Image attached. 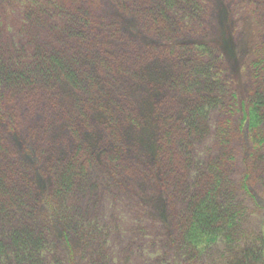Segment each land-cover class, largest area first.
Returning a JSON list of instances; mask_svg holds the SVG:
<instances>
[{
  "label": "trees",
  "instance_id": "1",
  "mask_svg": "<svg viewBox=\"0 0 264 264\" xmlns=\"http://www.w3.org/2000/svg\"><path fill=\"white\" fill-rule=\"evenodd\" d=\"M16 1L19 2L0 0V12ZM60 1L20 3L26 7L25 18L44 9H52V15L61 18L62 29L66 27L63 47L35 42L18 46L10 57L0 56V257L9 258L12 264H43L41 254L47 251L49 242L42 235L40 224L46 223L44 228L48 226L51 232L50 225L56 222L70 264H74L67 234L70 232L59 225L75 220L66 202L86 192L92 174L101 170L105 162L121 166L123 150L105 149L107 138L103 131H110L112 136H119L117 130L129 134L131 125H145L147 119L154 138L151 161L155 176L168 184L193 173L175 225V243L183 262L198 264L219 242H236L238 218L231 207L229 188L232 139L218 129L222 146L225 145L221 154L200 167L193 159L195 144L208 134L211 113L230 109L236 100L218 67L220 60L214 49L190 37L193 35L189 27L194 24L191 20L199 11L200 2L115 0L119 9L136 19L141 32L139 41L146 43L144 51H133L125 58L120 51L112 52L113 45L103 38L93 21L92 14H97L103 0H70L74 11L64 0ZM35 19L42 25L40 16ZM254 51L249 64L251 86L240 103L238 130L244 129L251 148L260 150L264 145V40ZM86 62L94 66V74ZM154 66L166 70L169 66V79L179 90V98L171 96L174 86L149 80L148 73ZM127 71L133 77L142 72L143 84L149 88L145 94L151 97V112L145 115L140 104L133 114L129 107H120L107 87H98L97 81H104L105 76L128 74ZM63 86L70 87L77 95L75 101L82 100L81 103L67 109L60 105ZM108 86L112 87L110 82ZM86 92L90 94L88 98ZM91 97L97 101L96 108L91 107ZM18 143L42 145L51 163L49 192L45 189L37 201L42 210L36 215V200L30 203L33 197L26 189L28 185L29 189H36L34 177L28 179L30 173L23 171L29 184L22 178L17 180L21 168L15 163L14 149ZM41 181L46 185L43 178ZM18 216L23 219L17 222ZM261 254L264 256L263 250ZM245 255L243 261L233 264H249L252 254Z\"/></svg>",
  "mask_w": 264,
  "mask_h": 264
},
{
  "label": "rangeland",
  "instance_id": "2",
  "mask_svg": "<svg viewBox=\"0 0 264 264\" xmlns=\"http://www.w3.org/2000/svg\"><path fill=\"white\" fill-rule=\"evenodd\" d=\"M198 2L199 11L191 20L194 24L189 27L193 36H189L214 49L220 60L218 67L236 100L230 109L211 113L208 134L195 144L193 159L200 167L221 154L225 145L222 146L218 129L232 139L229 144L233 156L229 188L231 207L238 218L236 242H219L206 252L198 264H233L243 261L246 252L252 254L249 264H264L261 254L264 251V145L260 150L252 149L244 129L242 132L238 130L240 103L246 99L251 86L249 64L255 57L256 46L264 40V0ZM64 3L75 10L70 0H64ZM60 4L62 6L63 3L60 1ZM25 12L26 7L20 0L1 10L0 56L10 57L18 46L35 42L47 47H63L61 40L66 34V27L62 29L61 18L52 15V9L34 11L28 18H25ZM97 14H92L93 21H96L103 38L113 45V53L120 51L127 58L133 51H144L146 43L139 41L141 32L136 19L119 9L115 0H103L97 7ZM39 16L42 25L35 19ZM85 64L94 74V66ZM167 68L154 66L147 77L154 83L174 86L171 96L179 98L176 94L179 90L171 83L169 66ZM127 72L105 76L104 81H97L98 87H107L120 107H129L133 114L139 104L142 114L151 112V97L145 94L149 88L143 84L142 72L138 73V77ZM109 82L112 87L108 86ZM62 92L59 103L66 109L81 103L82 100L75 101L77 95L70 87L63 86ZM85 95L88 98L90 94L86 92ZM92 101L91 107L96 108V99L92 98ZM147 121L145 125H131L129 134H121L117 130L119 136H112L110 131L104 130L103 135L107 138L104 148L109 151L112 147L123 150L121 166L105 162L101 170L91 173V185L86 192L66 202L75 220L59 225L70 232L67 234L74 251V264H185L176 247L175 225L182 213L187 189L193 182V173L173 179L168 184L162 183L160 176H155V165L153 167L151 161L154 138ZM44 150L42 145L21 143L16 144L14 149L15 163L21 168L17 180L22 178V182L29 184V180L22 175L24 171L30 173L28 179L34 177L37 186L36 189L26 186L28 195L34 198L29 199L30 203L36 200L33 204L35 215L42 210L37 201L42 198L45 189L49 192V180L52 179H48L51 163ZM42 178L46 185H42ZM22 219L18 216L16 221ZM45 224H40V230H44L42 235L48 239L49 245L47 251L41 254L43 264H70L64 241L60 233L58 235V224L54 222V226L50 225L51 232L48 226L44 228ZM0 264L12 263L9 258L0 257Z\"/></svg>",
  "mask_w": 264,
  "mask_h": 264
}]
</instances>
